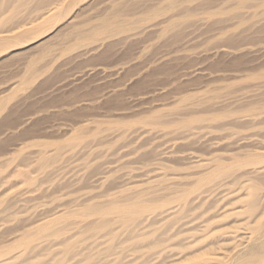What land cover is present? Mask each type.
I'll list each match as a JSON object with an SVG mask.
<instances>
[{"label": "rangeland", "instance_id": "374dc122", "mask_svg": "<svg viewBox=\"0 0 264 264\" xmlns=\"http://www.w3.org/2000/svg\"><path fill=\"white\" fill-rule=\"evenodd\" d=\"M0 31V264H264V0H0ZM113 201L148 212L79 216Z\"/></svg>", "mask_w": 264, "mask_h": 264}, {"label": "bare ground", "instance_id": "6f19581e", "mask_svg": "<svg viewBox=\"0 0 264 264\" xmlns=\"http://www.w3.org/2000/svg\"><path fill=\"white\" fill-rule=\"evenodd\" d=\"M28 1H38V0H28ZM57 9V8H56ZM60 10V9H59ZM59 10L57 11L58 13H59ZM51 11H48L47 12V14L46 15H52L53 13H50ZM50 13V14H49ZM57 14H55V15H52L51 17H49V18H55V16H56ZM49 20V19H48ZM58 20V19H57ZM47 21V20H46ZM5 32H2V31H0V40L2 41V39H3V36H1L2 34H4ZM261 160V159H260ZM259 163V160L258 161H256V162H254V163H245L244 165L242 164L241 165V163H239V161H238V163H236V165L237 166H239L240 167V165L241 166H248V165H257ZM217 174V173H216ZM243 187V191H245V193H244V196H245V198H246V201H247V205H246V207H245V211L247 212V211H249L250 210V208H252V206H257L258 205V202H259V197H258V191H260L261 190V188H260V186L258 185V184H251V185H245V186H242ZM120 203H119V201H117V202H115V201H113L112 203H110L109 205H107V206H104V207H99V208H97V209H93V210H91V211H86V212H82L81 214H79V216H84V217H87V216H90V215H101V216H104V217H107V216H111V217H113V219H112V222H114V223H117V224H119L120 226H122V227H124V228H128L129 226H130V224L133 222V220L135 221V220H137V219H142V214L144 213V212H148V207L147 208H145V207H142V208H140V209H138L139 208V204L137 203V204H132V205H119ZM119 205V206H118ZM135 207H137V209H134ZM155 208V207H154ZM150 209H151V207H150ZM154 210H156V209H154ZM153 210V211H154ZM239 210H241V209H239ZM244 211V212H245ZM242 212H240V211H234V214H236V216H238V215H240ZM106 220H103L102 222H100L99 224H97L94 228H97V232H100L101 230H103L104 229V227H105V225H106ZM123 228V229H124ZM147 236V237H146ZM150 236V235H149ZM206 236V235H205ZM200 238V237H199ZM203 238V237H202ZM125 239H127V238H124V240ZM148 239V233L146 234V233H140V234H137V235H133V236H131V237H128V239L127 240H135V244H134V251H136V250H139V249H142V247L143 248H146V250H148V248H151V247H156V242H149L150 244H148V241H146ZM198 239V238H197ZM249 239V238H248ZM250 240V239H249ZM120 241H123V239L122 240H120ZM197 241V240H196ZM120 243V242H119ZM123 243H124V241H123ZM121 244H122V242H121ZM120 244V245H121ZM249 243H247L246 245H248ZM245 245V246H246ZM144 246H146V247H144ZM192 247H194V246H191L190 245V247L188 246V248L187 249H192ZM244 249H247V248H244ZM25 250H27V249H24V251L22 252V253H20L19 254V256H22L23 254H24V252H26ZM106 250V249H105ZM104 250V251H105ZM108 250V249H107ZM123 251V250H122ZM122 251H120V252H122ZM253 251V250H252ZM251 251V252H252ZM66 252V251H65ZM124 252V251H123ZM133 252V251H132ZM245 252V251H244ZM81 253V252H80ZM80 253L78 252V253H76L75 255H80ZM149 253V252H148ZM101 254V253H100ZM104 254V253H103ZM122 254V253H121ZM243 254V253H242ZM77 255V256H78ZM82 255V254H81ZM255 255H257V254H255ZM107 256V255H106ZM106 256H104V257H106ZM204 256H205V254H204ZM243 256H245V255H243ZM252 256H254V252L251 254L250 252L248 253V254H246V257H249V258H247L248 260H246V259H243V257H242V261H241V263H243V264H248V262H249V260H250V257H252ZM76 257V256H75ZM108 257V256H107ZM203 256H201L200 254H196L195 256H193V258L194 259H200V258H202ZM263 257V256H262ZM16 258H18V256L16 257ZM89 258L90 257H87V259H85V263H86V261L87 260H89ZM192 258V257H191ZM203 259V258H202ZM187 260L189 261L190 259H188L187 258ZM201 260V259H200ZM236 261V260H235ZM261 261H262V259H261ZM264 261V260H263ZM81 262V261H80ZM187 262V261H186ZM250 262H252V261H250ZM258 262H259V264L261 263V264H263L262 262H260L259 260H258ZM36 263H38V261L37 262H29V263H23V264H36ZM84 263V264H85ZM241 263H239V264H241ZM46 264V263H45ZM51 264H54L52 261H51ZM57 264V263H56ZM258 264V263H257Z\"/></svg>", "mask_w": 264, "mask_h": 264}]
</instances>
